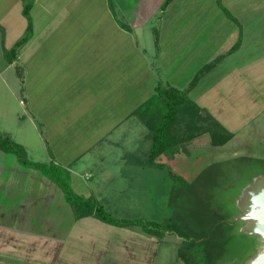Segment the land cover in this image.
Here are the masks:
<instances>
[{"label": "crops", "instance_id": "crops-1", "mask_svg": "<svg viewBox=\"0 0 264 264\" xmlns=\"http://www.w3.org/2000/svg\"><path fill=\"white\" fill-rule=\"evenodd\" d=\"M28 2H32L34 33L17 59L9 62L5 49L25 34L28 19L23 9ZM164 2L0 0V116L14 114L26 121L33 113L28 109L31 84L39 80L49 93L42 101L40 87L35 96L42 121L37 114L31 118L44 127L59 123L63 129L83 134L79 144L66 143L65 136V143L52 147L40 126L50 160L75 174L86 165V177L98 171L106 174L101 179L119 180L151 148V143L146 148L132 144L135 109L154 94L158 84L185 89L201 68L212 63L190 90V97L234 134L240 124L249 131L264 116V0H173L163 9ZM125 80L135 85L127 90L130 94L126 90L125 94ZM10 96L24 111L7 110ZM0 133L11 135L3 121ZM39 146L42 149L44 144ZM22 167L15 154L0 148V264H75L72 255L83 253L96 264H116L117 240L109 248L111 253L104 254L107 248L96 252L95 240L89 249L84 248L90 244L86 237L72 240L77 221L93 216L77 219L69 205L72 227L52 234L43 225V215L40 223L37 217L42 193L22 189L20 203L1 201L4 182L20 183L27 175ZM31 211L35 213L29 218L31 225L23 227L24 214ZM52 221L46 225L53 227ZM120 242L124 250V239Z\"/></svg>", "mask_w": 264, "mask_h": 264}, {"label": "rangeland", "instance_id": "rangeland-1", "mask_svg": "<svg viewBox=\"0 0 264 264\" xmlns=\"http://www.w3.org/2000/svg\"><path fill=\"white\" fill-rule=\"evenodd\" d=\"M14 71L15 69L12 71V77L14 76L15 79ZM127 81L125 80L124 83V91L135 89V85L132 86ZM31 85L32 95L30 94L28 109L33 113L29 114L28 119L23 122L19 120L18 116L11 114L12 116L8 115L7 117L0 116V122L3 121V124L7 125L11 130V137L16 142L25 145L26 150L32 153V158L29 159L58 164L56 160H50L48 147L40 133V126L52 147L54 144L65 143V136L68 139L66 143L79 144L80 141H83V134L74 133L73 129H63L59 123H53L54 125L51 124V126L48 124L44 127L32 119L33 114L39 115L36 117L37 119L40 117L36 110L39 102L35 96L40 93V87L44 90L40 95L42 101H45L49 92L46 84L40 86L39 80H35ZM127 92L130 94L131 91ZM10 98L11 100L7 99L5 104L9 112H17L19 109L24 111V106H20L18 100L12 99L11 96ZM133 103L135 104V98ZM0 113L3 112L0 110ZM135 121L136 131L132 144L134 143L135 147L142 145L143 148H146L152 142L147 137L148 128L138 116L135 117ZM250 126L249 131V127L243 124L235 126L234 129L237 133L222 145H214L209 132L197 133L184 142L185 147L174 159H169L165 155L158 158L160 162L167 164L165 167L139 164L134 151L136 159L129 168L133 171H129L127 175L123 176L124 178L120 177L119 180L101 179L106 174L100 175L98 171L93 172L92 176L86 177V165H83L84 168H80L81 170L77 174L65 168L64 175L70 188L77 194L88 196L93 193H103L98 196L99 201L107 206L106 210L113 217L120 219H143L165 224L175 215L177 205L182 206L183 204L187 209V198L190 196L194 212L199 213L200 217L210 214V224L212 225L220 223L221 232H218V240L225 239L229 248L235 244L234 249L228 250L223 256L225 261H220L218 264H244L263 245L260 238L241 235L239 227L229 223H232L238 214L236 199L243 188L251 183L257 175L264 174V116H259ZM56 128L61 131L54 133L52 129ZM126 142L131 144L130 139ZM39 144H44V147L40 149ZM129 157L132 156L129 155ZM124 158H128V156H124ZM24 166L28 168L25 169ZM112 168L118 169L119 166L113 165ZM22 169L28 173L26 172L27 175L20 183L4 182L5 186L1 190L3 200L1 201L18 204L23 196L22 189H34V191L42 193L44 197H42L43 201L37 204L40 207L37 216L39 223L43 215V225L50 233L62 234L65 230L70 229L74 218L69 207L71 203L67 201L63 188L41 173L40 170L36 171L35 168L26 165H23ZM170 169L178 174L179 180L171 174ZM17 184L18 187H16ZM183 188L188 190V193L185 192L186 194H181L180 198L173 199L175 193ZM41 210L44 212H40ZM28 213L24 214L23 227L31 225L29 218L33 216L34 211ZM193 215L190 214L191 218H194ZM49 217L54 221L53 227H50L52 224L46 225L48 220H51ZM77 224L72 231L74 237L72 240H76L80 236L86 237L85 242L90 244L84 245V248L93 247L92 241L95 240L94 245L98 247L96 252L99 253L102 248H107L101 254L111 253L109 248L113 246L114 240H117L119 248L114 253L119 255L118 257L114 255L117 259L116 264H185L178 255L181 237L176 233L167 232L161 237L149 234L142 225H115L100 221L95 217L78 220ZM123 239L124 250L122 245H119ZM65 257L71 258L69 255ZM81 257L78 254L72 255L75 264H96V261L89 255L86 256L83 253ZM99 263L101 264V262ZM37 264L40 263L37 262Z\"/></svg>", "mask_w": 264, "mask_h": 264}, {"label": "trees", "instance_id": "trees-1", "mask_svg": "<svg viewBox=\"0 0 264 264\" xmlns=\"http://www.w3.org/2000/svg\"><path fill=\"white\" fill-rule=\"evenodd\" d=\"M172 1L165 0L163 9H166ZM31 7L32 2H28L23 9V13L28 19L25 34L10 49H5V56L9 62L17 59L20 48L33 36L34 25L30 13ZM156 41L157 43L159 41L158 35ZM211 67L212 63H209L201 68L185 89L173 85L158 84L154 94L135 109V115L147 126V137L152 141L146 157L139 160L140 164L158 167L167 166L166 163L160 162L158 158L165 155L169 159H174L185 147L184 142L197 133L209 132L214 145H222L234 136V133L217 120L207 108L198 104L189 95L190 90L197 85L201 77ZM17 72L20 74L18 67ZM0 148L15 154L21 164L42 171L58 183L63 188L67 201L71 203L77 219L93 216L115 225H142L149 234L161 237L167 232L176 233L181 237L178 255L185 264H218L220 261H225L223 256L228 250L232 251L234 249L235 244H232L229 248V244L225 239L218 240V232H221L220 223L212 225L210 224V214L200 217L199 213L194 212L190 196L187 198V209L183 204L182 206L177 205L175 215L165 224L143 219L115 218L94 194L85 196L75 193L67 183L68 180L64 175L65 168L63 166L54 162L32 161L28 157L25 146L16 142L8 133H0ZM170 172L173 176H178L171 169ZM176 179L179 180L178 177ZM182 190L177 191L173 199L180 198L181 194L185 192L188 193V190ZM190 214L191 216L194 214V218H191ZM229 223L236 224L239 227V224L234 221ZM240 234L247 235L241 232Z\"/></svg>", "mask_w": 264, "mask_h": 264}, {"label": "water", "instance_id": "water-1", "mask_svg": "<svg viewBox=\"0 0 264 264\" xmlns=\"http://www.w3.org/2000/svg\"><path fill=\"white\" fill-rule=\"evenodd\" d=\"M264 189V174L257 175L255 179L246 185L241 194L236 199V205L238 208V214L234 218V222L239 224V230L241 233L247 235H252L258 237L262 240V247L258 249L252 256H250L244 264H254L257 261L258 257H264V233L257 234L254 232L255 222L250 221L248 224L243 222V210L249 207L250 203V192H258L259 190ZM260 264H264V261H261Z\"/></svg>", "mask_w": 264, "mask_h": 264}, {"label": "clouds", "instance_id": "clouds-1", "mask_svg": "<svg viewBox=\"0 0 264 264\" xmlns=\"http://www.w3.org/2000/svg\"><path fill=\"white\" fill-rule=\"evenodd\" d=\"M249 197V207L243 210L242 220L246 224L254 221V232L257 234L264 233V189L258 192H250ZM261 261H264V257H258L254 264H260Z\"/></svg>", "mask_w": 264, "mask_h": 264}]
</instances>
